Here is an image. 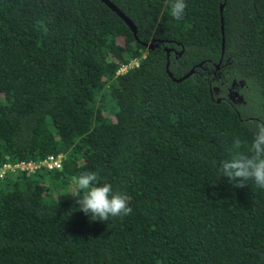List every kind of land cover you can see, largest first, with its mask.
I'll return each mask as SVG.
<instances>
[{
    "label": "trees",
    "instance_id": "1",
    "mask_svg": "<svg viewBox=\"0 0 264 264\" xmlns=\"http://www.w3.org/2000/svg\"><path fill=\"white\" fill-rule=\"evenodd\" d=\"M109 1L135 34L102 0H0V166L63 154L0 178V264H264V189L213 165L264 122V0ZM89 170L130 215L79 210Z\"/></svg>",
    "mask_w": 264,
    "mask_h": 264
},
{
    "label": "clouds",
    "instance_id": "2",
    "mask_svg": "<svg viewBox=\"0 0 264 264\" xmlns=\"http://www.w3.org/2000/svg\"><path fill=\"white\" fill-rule=\"evenodd\" d=\"M169 5L170 15L176 20L183 19L187 7L185 0H169ZM134 61L136 65L137 60ZM213 165L219 176L227 177L235 187H243L251 181L256 187L264 189V122L255 124L250 143L236 137L228 149L227 158L213 161ZM68 195L76 198L79 210L89 214L92 220L122 219L133 212L127 193L114 190L108 182L101 183L96 171H84L74 176Z\"/></svg>",
    "mask_w": 264,
    "mask_h": 264
},
{
    "label": "built area",
    "instance_id": "3",
    "mask_svg": "<svg viewBox=\"0 0 264 264\" xmlns=\"http://www.w3.org/2000/svg\"><path fill=\"white\" fill-rule=\"evenodd\" d=\"M134 62V61H133ZM125 68L122 67L121 70ZM63 157V154L61 152H58L56 154L50 153L45 155L39 160L33 161V160H19V161H5L0 166V178L3 177L4 173L7 170H20L23 169L27 172H30L33 168H35L38 165H42L45 169H55L59 168L61 166V159Z\"/></svg>",
    "mask_w": 264,
    "mask_h": 264
},
{
    "label": "water",
    "instance_id": "4",
    "mask_svg": "<svg viewBox=\"0 0 264 264\" xmlns=\"http://www.w3.org/2000/svg\"><path fill=\"white\" fill-rule=\"evenodd\" d=\"M104 3H106L112 10H114L119 16H121L123 19H124V21L128 24V26L131 28V30L134 32V34L136 33V27H135V25L132 23V21L128 18V17H126V15L122 12V11H120L111 1H109V0H102ZM221 31H222V33H223V24H221ZM223 43V42H222ZM148 48H152L153 46H152V44H147L146 45ZM199 64V63H198ZM192 68L193 67H191L187 72H185L183 75H181L180 77H178V78H172L173 80L175 79V80H179V79H181V78H184L185 76H187L191 71H192ZM168 75H169V73H168ZM170 76V75H169ZM217 101H218V98L216 99Z\"/></svg>",
    "mask_w": 264,
    "mask_h": 264
},
{
    "label": "flooded vegetation",
    "instance_id": "5",
    "mask_svg": "<svg viewBox=\"0 0 264 264\" xmlns=\"http://www.w3.org/2000/svg\"><path fill=\"white\" fill-rule=\"evenodd\" d=\"M213 63V72L215 71H219V64L215 63V61L212 62ZM202 67V66H201ZM227 95L231 100H236L239 99L240 96L237 94V89L236 86L232 83L230 87L227 88Z\"/></svg>",
    "mask_w": 264,
    "mask_h": 264
},
{
    "label": "rangeland",
    "instance_id": "6",
    "mask_svg": "<svg viewBox=\"0 0 264 264\" xmlns=\"http://www.w3.org/2000/svg\"><path fill=\"white\" fill-rule=\"evenodd\" d=\"M135 63H136V61H134L133 63H131V66H134V65H135Z\"/></svg>",
    "mask_w": 264,
    "mask_h": 264
}]
</instances>
